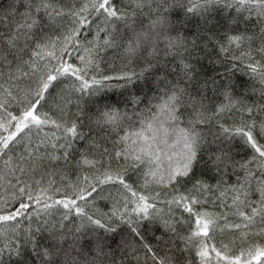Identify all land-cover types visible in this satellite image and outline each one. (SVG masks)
Segmentation results:
<instances>
[{
	"label": "snow or ice",
	"instance_id": "obj_1",
	"mask_svg": "<svg viewBox=\"0 0 264 264\" xmlns=\"http://www.w3.org/2000/svg\"><path fill=\"white\" fill-rule=\"evenodd\" d=\"M0 264H264V0H7Z\"/></svg>",
	"mask_w": 264,
	"mask_h": 264
},
{
	"label": "trees",
	"instance_id": "obj_2",
	"mask_svg": "<svg viewBox=\"0 0 264 264\" xmlns=\"http://www.w3.org/2000/svg\"><path fill=\"white\" fill-rule=\"evenodd\" d=\"M7 3V0H0V8H2Z\"/></svg>",
	"mask_w": 264,
	"mask_h": 264
}]
</instances>
